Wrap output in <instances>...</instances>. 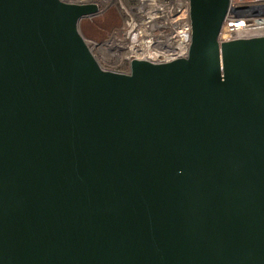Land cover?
<instances>
[{
	"label": "water",
	"instance_id": "obj_1",
	"mask_svg": "<svg viewBox=\"0 0 264 264\" xmlns=\"http://www.w3.org/2000/svg\"><path fill=\"white\" fill-rule=\"evenodd\" d=\"M105 69L97 4L0 0V264H264V36Z\"/></svg>",
	"mask_w": 264,
	"mask_h": 264
},
{
	"label": "built area",
	"instance_id": "obj_2",
	"mask_svg": "<svg viewBox=\"0 0 264 264\" xmlns=\"http://www.w3.org/2000/svg\"><path fill=\"white\" fill-rule=\"evenodd\" d=\"M61 1L97 4L101 13L112 4L118 8L122 24L110 38L101 43L87 41L102 67L101 54L116 58L121 65L134 59L162 64L187 56L191 39L189 0ZM261 36H264V0H228L216 38L218 46Z\"/></svg>",
	"mask_w": 264,
	"mask_h": 264
},
{
	"label": "rangeland",
	"instance_id": "obj_3",
	"mask_svg": "<svg viewBox=\"0 0 264 264\" xmlns=\"http://www.w3.org/2000/svg\"><path fill=\"white\" fill-rule=\"evenodd\" d=\"M101 11L103 13H100L95 17H92L90 19L85 18L83 19V21L81 20L79 24V30L86 41H98L101 38H104L105 32L107 33L109 30H111V35L114 29L119 28L121 26V15L115 4H112L106 9L103 8ZM99 60L101 64L103 63V68L119 72H126L128 70V64H126L127 69L125 71L117 69L118 66H121V62L116 58H108L105 54H101Z\"/></svg>",
	"mask_w": 264,
	"mask_h": 264
},
{
	"label": "trees",
	"instance_id": "obj_4",
	"mask_svg": "<svg viewBox=\"0 0 264 264\" xmlns=\"http://www.w3.org/2000/svg\"><path fill=\"white\" fill-rule=\"evenodd\" d=\"M101 9H102V8H101ZM82 21H83V20H82ZM110 31H111V30H109L107 33H106L105 31H103V32H105V34H104V35H105L104 38H101V39L98 40V41L93 40L92 42H95V43H101V42L107 40V39L109 38ZM117 69H119V70H121V71H125V70L127 69V65H126V64H123V65H121V66H118Z\"/></svg>",
	"mask_w": 264,
	"mask_h": 264
}]
</instances>
